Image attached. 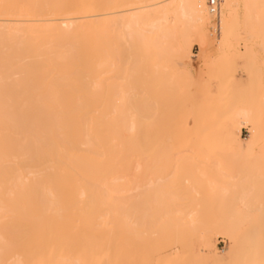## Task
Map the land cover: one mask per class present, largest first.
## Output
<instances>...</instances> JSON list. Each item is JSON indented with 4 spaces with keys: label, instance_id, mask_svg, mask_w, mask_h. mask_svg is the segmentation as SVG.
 Wrapping results in <instances>:
<instances>
[{
    "label": "bare ground",
    "instance_id": "1",
    "mask_svg": "<svg viewBox=\"0 0 264 264\" xmlns=\"http://www.w3.org/2000/svg\"><path fill=\"white\" fill-rule=\"evenodd\" d=\"M261 7L264 0H222L215 18L205 0H0V264H114L141 238L144 246L135 251L145 253L144 264L153 254L169 262L179 249L190 255L187 264H262L264 228H241L259 208L243 180H226V187L188 155L168 157L161 140L164 129L170 133L162 116L165 88L177 87L169 83L173 73L192 86L199 64L215 54L209 53L215 40L226 48L234 31L237 43L249 41L244 35L252 26L245 23L255 26L252 15ZM248 118L237 109L236 127ZM246 128L247 139L226 128L224 146L210 152L250 158L246 167L256 173L264 150L251 153L264 141L255 126ZM185 132L176 136L191 131ZM202 148L188 150L197 155ZM211 201L221 202L225 220L197 219ZM215 231L229 244L222 252L214 249ZM122 232L132 240L120 239Z\"/></svg>",
    "mask_w": 264,
    "mask_h": 264
},
{
    "label": "rangeland",
    "instance_id": "2",
    "mask_svg": "<svg viewBox=\"0 0 264 264\" xmlns=\"http://www.w3.org/2000/svg\"><path fill=\"white\" fill-rule=\"evenodd\" d=\"M241 11L242 10L239 9L238 12L240 14H242ZM252 16H254L253 18H255L258 22L255 23V26H254V23L253 24L248 23V22L245 23L246 28L248 27L247 25H249V27H250V25L253 27V28L251 27L252 31H250L251 29L248 30L249 28L247 29L248 35H244L245 38L250 37V39H248L249 41L246 43V41L242 40V42H243L242 43V42H240L241 39H239L240 41L238 40L239 42L237 43L238 36L234 31H232V33L230 31L231 34L229 36L230 37L229 38V46L225 45L226 48H224V46H223L224 44L219 45L221 42L217 43V41L215 40L213 46L211 47V49H209V51L212 49H215L214 52L208 51L209 53H212V54L215 53L214 54L215 56L214 55L211 56V54H210V56H208V61H207L208 64H207V62L204 63L203 61H202L203 63L201 62L199 64L198 75L196 77L197 79H195L194 83L191 84L192 86H190V87L188 86L190 84L187 82V80L184 76L180 75L181 76V79H180L179 76L175 75L174 73H173L174 76L170 77L172 79V80L171 79L170 80L173 83L170 82L168 79H166V81H167V84H166L164 82V78H163V82H164L163 88L165 86L167 87L169 83H171V84L175 83L174 85H177L176 88L180 87V86H178V84L181 83L180 85L182 88L180 87L179 90H177L175 88L177 93H175V89H172L173 94H172V92L169 91L171 89L167 90L168 87L165 88L166 91L168 92V93L166 92L167 94L165 93V95L167 96L168 99L170 98V96L168 95L169 93H171V95L173 96V97L171 96L172 97L170 99L171 101H173L175 98L176 99L178 97L179 98L177 99V101L175 100L172 103L170 100H168L166 97H164L165 95H163V102H164V98H166V100H167V101L165 100L167 104L164 102V106L166 104L165 108H166L167 112L165 111L164 106H163V110L165 111V112L163 111V114L166 113L168 119H166V115L164 114L167 123H165V119L163 116H162V118H163L162 120H164L163 123L165 126L167 124L166 127H167V129L170 130L169 131L170 135L167 132L168 130L166 131V129H164L165 126H163V129L165 132H167V134L163 130L162 131L167 136L165 137L164 133H162V138L163 137L165 138V140H164L165 142L163 141V139H161V140L164 143L165 150L169 152V153H167V154H169L168 157H170L172 155L171 158L174 157L173 158L174 161L179 156H180L179 158H183V156H185L184 158L186 159L187 155H188L189 158L190 157L192 158V159L187 158L186 160L188 162L196 164V166H199L200 170H202L204 172L213 173L214 178L220 179V181L225 180L224 185H226V180L227 181L232 180V182L235 180V182H237V180L239 181L240 179H242L243 182L245 183V187L250 190L249 192H247L248 197H249L248 198L249 201L252 202L253 204L259 205V208L253 211V215L249 218L248 223L242 224L243 226L241 225V228H246V227L264 228V178L262 179L261 177L258 176L259 173H262V175L264 177V174H263L264 173V157L262 159H259V163H257L258 167L256 168V170L258 169L257 172H259V173L256 174L257 172L254 173V170H251V167L250 168L248 166L246 167V165H247L246 163L249 161L250 158H246V160H244L245 158L237 157L236 154H227L226 155L224 153L221 154L218 152L217 153L216 152H212V153L210 152V149L217 150L218 147L220 149L221 147L224 146L225 143H223V142L225 139H223V138H225V135L223 133L225 131L228 132V130H226V128L229 129V132L237 134L240 139H247L249 136L250 130L248 128H246V126L249 125L251 129L255 126L256 131H255L254 135L256 136V138H263V141H264V104H263L264 102L262 101V99L264 98V91L262 89V85H261V82L259 79V74L256 73L257 70L255 71V68H254L255 66H254V61H253L254 58H257L259 60L260 64L262 62L264 63V58H262L264 55L263 54L264 48L262 49V51H258V49L260 47H262L261 43L263 40L261 41V39L264 36L263 34H262L263 35L262 36L261 32H260L262 30V23L261 22L264 21V7L256 9L253 12ZM249 31H250V33H249ZM213 36H214V34H213ZM220 36H221V34H220ZM244 43H245V45H243ZM234 44H236L237 46ZM227 46L229 47V49H227L228 48ZM259 50H261V48ZM227 51L229 52V54ZM236 51L237 52L239 51L242 53L244 52L243 56H242L243 58L242 57H240L238 59L233 58L232 56ZM223 52L227 53L226 55H229V57L225 58L223 55L224 54ZM260 52L261 53L263 52V53L261 54ZM192 53H193V55L197 54V47L196 46H194L192 48ZM209 53H208V55H209ZM221 57L223 59H221ZM209 58H211V59H209ZM195 59L196 58H193V60H195ZM166 64H169V62L166 61L165 66H167ZM168 66H170V68H168ZM168 66H167V68L171 69V72H173V70H172L173 63L171 62V64H169ZM165 74L167 77L168 73L166 72ZM237 75L239 76V78L243 77L244 79L240 78V79L236 80L235 77ZM164 77H165V75H164ZM173 77H174V79L176 77V79L174 80ZM177 77L179 78V80ZM173 80L176 82L178 81L177 84ZM168 81H169V83H168ZM236 81L240 84L238 87L234 86V83ZM164 84H165V86H164ZM187 86H188V89H187ZM179 91L182 93H180ZM164 92L165 91H163V93ZM178 92L180 93V95H178L179 94ZM174 95H177V97H175ZM185 97H186V99H185ZM189 100L190 101L193 100V102L191 101V103H190ZM169 101H170V103H169ZM175 102H177V103H175ZM172 107H173V109H172ZM170 108L173 111H171ZM190 108H192V109L195 108L194 109L195 111L193 110L194 112L192 113V109H190ZM177 109H178V111H177L178 113L175 112ZM237 109H243L246 111L247 114H249V118H248L249 123L246 124V126H244V127L240 126L241 128L239 126H237L238 128L236 127L237 121L235 120V113H236ZM190 110H191V112H190ZM168 115H169V117H168ZM176 115L178 116V118H176L177 117ZM190 115L192 117H190ZM169 118L170 119L172 118L171 119L172 121L169 120ZM185 118H186V120H185ZM167 120H169V121H167ZM170 123L173 126L170 125ZM183 124H185V125H183ZM178 125L180 127H178ZM182 125H183V127H182ZM228 125H229V127H228ZM176 126L179 129L178 131H177ZM168 127H170V128H168ZM185 127L188 130V132L191 131L190 134L189 135L182 134L183 137L178 138L176 135H177V133H179V131L180 132L182 131L181 133H183V132L187 133V132H185L186 129H185V131H183V129H182ZM176 131H177V133H176ZM226 132H225V134H226ZM181 133H179V135ZM168 135L170 137H168ZM172 135L173 136L175 135L176 137L174 136V138H173ZM170 139L172 140V142ZM180 139H182V140H180ZM177 140L181 141V143L177 142ZM204 141H206V142H204ZM186 142H187V144H186ZM191 142H194V143L192 144ZM202 142H204V143H202ZM176 143H178L179 145ZM171 144L173 146H170ZM194 144H196V145H194ZM218 144H220V145H218ZM262 144H264V142L261 144H258L254 148V150L251 153V156H253V154L256 153L257 151L259 152V151L264 150L262 148L263 146H261ZM182 145L187 147V150L184 149L185 147L182 148L183 147ZM180 146H181V148H180ZM170 147H172V150ZM175 147H177V148L175 149ZM193 147L194 148H198V147L202 148L203 147V148H205L204 149L205 151L203 150V153H197V155H196V153H194L193 151L191 152L190 150H188L189 148L193 149ZM207 148L209 149V152H208ZM178 149L182 150L183 152L178 151ZM208 155H210V156H208ZM200 156H202V157H200ZM196 157H197V159H196ZM251 160H252V158H251ZM182 162H184V160H182ZM248 170H250V171L248 172ZM211 176H212L211 178L214 179L213 175H211ZM256 180L259 183L255 184L254 186H252V185L249 186L246 184V183H249L250 181L253 182ZM229 182L227 184L232 183V182L231 183H229ZM221 183H223V182H221ZM233 184H232V186H233ZM221 185L223 186V184H221ZM227 186L228 185H226V187ZM232 186H231V188H232ZM235 186H237V184ZM215 189H213V190H215ZM217 190H219V189H217ZM234 190H235V187H234V189L232 188V190H231L235 194ZM229 191H228V193H229L228 195H232V192H229ZM213 192L214 191H212V193ZM209 193H207V194H209ZM212 193H210L209 195H211ZM201 194H204V193H201ZM234 194L232 196H234ZM221 195H222V193H221ZM225 195H227V194H225ZM215 197H217V196H215ZM212 198H214V197H212ZM228 199H229V201L232 202V200H230V198H228ZM212 201L210 203L206 202L209 205L203 207L202 209H200L196 213V215H197L196 217H200L197 219H200V220L205 219L209 222V221H213V219L215 217L217 218V216H222V215H223V219L224 218L226 219V216L223 213L221 214V212L225 213V210L221 211V207H222L221 202L218 205ZM206 203H205V205H206ZM233 203H231L230 207H233L232 206ZM216 205H218V207ZM219 206H220V208H219ZM230 209H232V208H230ZM231 213H232V211H231ZM226 215H228V214H226ZM231 215L232 214H230V211H229V215L227 216L228 220H229V218L231 219L234 214L232 216ZM238 218H239V216H238ZM220 219H222V217ZM239 220H241V219H239ZM120 231H123V229L121 228ZM122 234L123 235L120 234V239L123 238L121 236H124L126 234V232H124V233L122 232ZM133 234H135V233H133ZM130 236L133 237V235H130ZM130 236H127V234H126V236H124V238L127 239L129 237L128 238V240H129V239H131ZM135 238H136V240L133 241V245L135 244V241L139 240L140 237L139 238L135 237ZM211 238L213 240V244L215 245L214 246L215 251L222 252L223 250L227 249L229 244H228L227 240H225V238L223 237V234L221 233V231L213 232L211 234ZM131 240H130V242H132ZM139 241H141V243H142V238ZM126 242L127 241H125V245L127 244ZM120 244H122V243H120ZM140 244H139V246L142 248V246H144V245L141 246ZM127 246H130V245L127 244ZM136 246H138V242L134 246L135 247V249L133 250L134 253L137 252V251H135ZM122 247H123V244L120 247V249H122V251H119V253L125 252L127 250L125 247L126 250L124 251V249H123L124 247L123 248ZM131 248H130V250L132 251L133 248L132 249ZM143 249H145V248L143 247ZM143 249L139 250V252L144 251ZM131 251H129V248H128L127 252H131ZM177 252H179V254H177ZM181 252H183V251H181L180 249H179V251H176V254H177L176 256L174 254L175 252H172V254H173L172 256H174L175 258L174 257L171 258V254H170V258L167 257L168 255L166 257L168 259H171V260L174 259L173 260L174 264H187L188 262H184L183 260H185L186 258H189L190 255L189 254L184 255ZM132 253H129V254H131L130 259H129L128 253H125L123 255L120 254L121 255L120 257L123 256L122 257L123 259H125L124 257H126V259H128V261L125 259L127 262L125 260H123V261L120 260L121 262L119 260H117L118 258L121 259L119 257V255L117 254L118 258H116V259L114 258V264H116V263L117 264H119V263L120 264H126V263L127 264L128 263L129 264H141L140 263L141 261H143L142 264L145 263V260H143V259H146L145 253L144 254H142L143 252L136 253V254H132ZM99 255L100 256L103 255V258L105 256H106L105 258L108 257L106 254L104 256V252H100ZM108 255L110 256L111 253ZM112 255L113 256H110L111 258L116 256V254L115 255L112 254ZM139 255H141V256H139ZM153 255L149 256V258H152L150 261V264L152 263V260H154V262L152 264H156V263L157 264H161V263L162 264H167V263L171 264V263H173V262H171V260H169L170 263L167 260H165L166 258L164 256V254H162V255L165 258L164 259L165 261H163V257L160 258L161 255H159L160 257L158 256V254H156V255L153 254ZM96 256L98 258L100 257L98 255H96ZM96 256H95V258H96ZM91 257L94 259V256H91ZM149 258H147V259H149ZM153 258H155V259H153ZM139 259H141V261ZM97 260L99 261L100 259H97ZM115 260H117V261H115ZM175 260H177V262H175ZM106 261H107V259H106ZM111 261H113V259H111ZM111 261H109V262H111ZM118 261H119V263H118ZM133 261H135V262L133 263ZM102 262H103V260H102ZM102 262L100 261L98 263H95V261H94L93 263L91 262V264H94V263L99 264ZM104 262H105V260H104ZM105 263L108 264L107 262H105ZM146 263L149 264V261H147ZM87 264H90V263L88 262Z\"/></svg>",
    "mask_w": 264,
    "mask_h": 264
},
{
    "label": "built area",
    "instance_id": "3",
    "mask_svg": "<svg viewBox=\"0 0 264 264\" xmlns=\"http://www.w3.org/2000/svg\"><path fill=\"white\" fill-rule=\"evenodd\" d=\"M221 2L222 0H205L207 11L211 16L215 18L218 16Z\"/></svg>",
    "mask_w": 264,
    "mask_h": 264
},
{
    "label": "crops",
    "instance_id": "4",
    "mask_svg": "<svg viewBox=\"0 0 264 264\" xmlns=\"http://www.w3.org/2000/svg\"><path fill=\"white\" fill-rule=\"evenodd\" d=\"M253 61H254V66L256 65L255 68L256 67L258 68V69L256 68L257 72H258V70H260V72H258V73H260L259 74V79H260V82H261V85H262V89L264 91V66L260 65L259 60L257 58H254ZM240 78L244 79L243 77H240ZM240 78H239L238 75L235 77L236 80H238ZM239 85L240 84L237 81L234 83L235 87H238Z\"/></svg>",
    "mask_w": 264,
    "mask_h": 264
},
{
    "label": "snow or ice",
    "instance_id": "5",
    "mask_svg": "<svg viewBox=\"0 0 264 264\" xmlns=\"http://www.w3.org/2000/svg\"><path fill=\"white\" fill-rule=\"evenodd\" d=\"M262 264H264V262H262Z\"/></svg>",
    "mask_w": 264,
    "mask_h": 264
}]
</instances>
